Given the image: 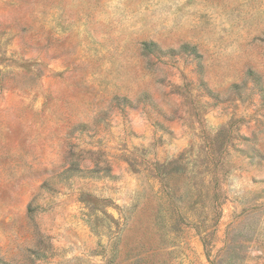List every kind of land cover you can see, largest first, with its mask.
<instances>
[{
  "label": "rangeland",
  "instance_id": "1",
  "mask_svg": "<svg viewBox=\"0 0 264 264\" xmlns=\"http://www.w3.org/2000/svg\"><path fill=\"white\" fill-rule=\"evenodd\" d=\"M0 264H264V0H0Z\"/></svg>",
  "mask_w": 264,
  "mask_h": 264
}]
</instances>
